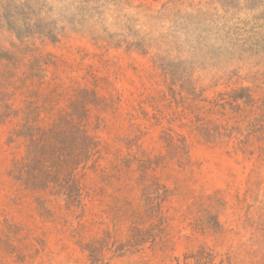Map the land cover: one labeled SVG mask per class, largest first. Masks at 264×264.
Listing matches in <instances>:
<instances>
[{
  "label": "rangeland",
  "instance_id": "obj_1",
  "mask_svg": "<svg viewBox=\"0 0 264 264\" xmlns=\"http://www.w3.org/2000/svg\"><path fill=\"white\" fill-rule=\"evenodd\" d=\"M0 264H264V0H0Z\"/></svg>",
  "mask_w": 264,
  "mask_h": 264
}]
</instances>
